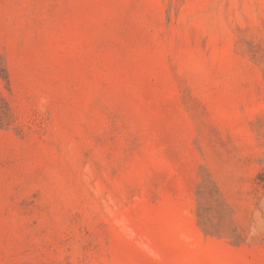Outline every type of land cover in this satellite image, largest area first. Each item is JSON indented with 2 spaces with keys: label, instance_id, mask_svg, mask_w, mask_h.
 Here are the masks:
<instances>
[{
  "label": "rangeland",
  "instance_id": "obj_1",
  "mask_svg": "<svg viewBox=\"0 0 264 264\" xmlns=\"http://www.w3.org/2000/svg\"><path fill=\"white\" fill-rule=\"evenodd\" d=\"M0 264H264V0H0Z\"/></svg>",
  "mask_w": 264,
  "mask_h": 264
}]
</instances>
